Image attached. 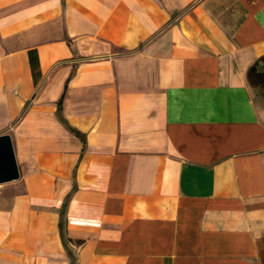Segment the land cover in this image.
Masks as SVG:
<instances>
[{"label":"crops","instance_id":"crops-1","mask_svg":"<svg viewBox=\"0 0 264 264\" xmlns=\"http://www.w3.org/2000/svg\"><path fill=\"white\" fill-rule=\"evenodd\" d=\"M0 264H264V0H0Z\"/></svg>","mask_w":264,"mask_h":264},{"label":"water","instance_id":"water-1","mask_svg":"<svg viewBox=\"0 0 264 264\" xmlns=\"http://www.w3.org/2000/svg\"><path fill=\"white\" fill-rule=\"evenodd\" d=\"M19 178V170L15 157L11 136L8 132H0V184Z\"/></svg>","mask_w":264,"mask_h":264}]
</instances>
